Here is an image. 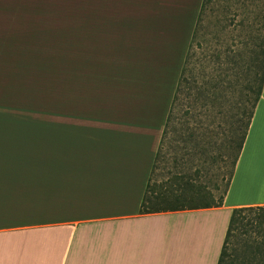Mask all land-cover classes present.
I'll list each match as a JSON object with an SVG mask.
<instances>
[{
	"label": "crops",
	"instance_id": "1",
	"mask_svg": "<svg viewBox=\"0 0 264 264\" xmlns=\"http://www.w3.org/2000/svg\"><path fill=\"white\" fill-rule=\"evenodd\" d=\"M203 1L0 0V89L64 92L0 109V264H218L233 209L264 205L263 84L222 205L140 212Z\"/></svg>",
	"mask_w": 264,
	"mask_h": 264
},
{
	"label": "rangeland",
	"instance_id": "2",
	"mask_svg": "<svg viewBox=\"0 0 264 264\" xmlns=\"http://www.w3.org/2000/svg\"><path fill=\"white\" fill-rule=\"evenodd\" d=\"M263 35L264 0H208L193 39L187 69L197 84H202L210 74L216 75V86L204 101L207 107L199 108L198 111H202L198 115L186 113L191 100L186 97L189 89L183 88L176 117L163 139L151 177L149 197L153 199L154 192L165 190L168 182L181 177L211 190L215 200L221 198L233 171L227 143L238 101L246 87L244 64ZM52 75L45 77L46 82L37 83L41 86L0 89V109L8 113L9 120L14 119L10 115L14 113L22 114L19 118L26 121L30 118L26 115L28 113L63 112L61 79L56 81ZM170 75L128 74L130 79L138 77L145 83L159 82L158 79L165 77L168 80ZM138 91L144 93L146 90ZM190 91L195 92L193 89ZM131 92L136 93V90ZM161 96L163 104L165 94ZM189 133H192V138L188 137ZM187 137L190 140L186 143ZM189 199L187 204H197L191 203L192 196ZM242 238L233 237L228 244L233 264H240L243 259L245 246Z\"/></svg>",
	"mask_w": 264,
	"mask_h": 264
},
{
	"label": "trees",
	"instance_id": "3",
	"mask_svg": "<svg viewBox=\"0 0 264 264\" xmlns=\"http://www.w3.org/2000/svg\"><path fill=\"white\" fill-rule=\"evenodd\" d=\"M207 3L208 0H204L202 3L193 38L190 42L184 66L176 85L165 128L163 130L162 139L152 166L146 192L141 202V213L221 206L229 187L230 180L232 179L237 160L245 143L255 107L262 94L264 84V35L258 39L257 44H255L256 48L253 49L249 60L244 64V72L247 75V80L245 81L246 87L241 100L238 101L237 112L234 115L233 127L230 130L227 143L230 152L228 158L232 159L233 171L231 172L228 185L221 198L215 200L212 196L211 190H205L201 186L193 184L190 180L181 177L175 178L170 182L167 181L168 187L161 192H154L153 199L151 198L152 196H148L151 188V177L158 162L163 139L167 135V132H169L172 121L176 117L175 113L183 88L187 87L189 89L186 97L191 100L190 108H188L186 113L198 115L202 111H198L199 108L207 107V102L204 104V101L210 97L212 88L216 86V75L210 74V77L208 76L209 78L202 84H197L192 73H190V76L188 75L189 72L187 69L191 56L190 50L193 44V39L199 21L201 20V14L203 10H205ZM190 89L195 90V92L190 91ZM199 103H201V106ZM189 136L192 138V133H189L188 137ZM188 137L185 139L186 143L187 140H190ZM191 196V203L197 204H187V202L190 201L189 198ZM239 236L243 237L242 239L244 240L245 246L244 256L240 264H264V205L243 206L233 209L218 264H233V258L228 252V244L233 237L237 238Z\"/></svg>",
	"mask_w": 264,
	"mask_h": 264
}]
</instances>
